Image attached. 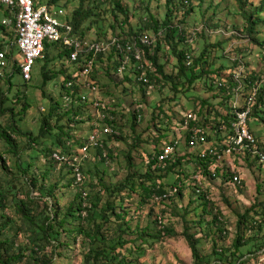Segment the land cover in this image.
<instances>
[{
	"label": "trees",
	"instance_id": "16d2710c",
	"mask_svg": "<svg viewBox=\"0 0 264 264\" xmlns=\"http://www.w3.org/2000/svg\"><path fill=\"white\" fill-rule=\"evenodd\" d=\"M34 1L39 3L37 0ZM86 1L82 0L81 8L70 16L68 15V21L74 28L75 38L83 42L88 41L87 33L84 30L86 29L85 25L95 16L92 9L84 10L82 8ZM176 1L168 0L167 13L163 17L164 15L154 11L155 0H151L152 3L149 0L150 3L145 4L147 11L145 15L139 22L133 23V18L130 16V6L123 5L121 0H114V8L110 13L115 15L118 12L124 16V21L121 23L116 16L111 28L114 31L120 28L122 32L115 33L110 41L104 40L106 37H99L98 41L91 42L112 43L116 39L120 45L124 46L125 52L128 43L137 42L145 52L146 78L149 79L150 83L140 82L143 74L140 69L141 63L132 55V66L121 77L119 69L122 66L125 53L121 54L117 47H113L109 54L100 55L97 58L94 72L90 77L92 88H97L100 95L99 88H101L100 81L103 72H108L112 82L118 86H138L144 93V97L140 105L134 106V109L129 111L132 114V122L135 123L136 130L139 126L138 123H143L146 118L145 105L149 97L146 88L153 90L155 84H163L162 77L164 76L165 80L174 82L178 94L187 93L195 90L197 82L207 76L210 78L209 81L206 79V82L208 81L209 90L213 91L214 97H212L213 99H201L203 103H199V108L194 110L198 120L193 123L192 129L203 127L210 132H216L221 131V128L226 126L227 130H231L236 118L233 100L237 89L244 85L245 91L243 93L248 97L254 87L264 78V72L255 68L256 58L264 59L262 52L255 53V48L259 51L264 48V39L261 38V28L264 26V0H261L259 4L258 0H235L238 6L235 15L243 22V26L241 30L236 26L234 30L236 34L233 38L239 39L243 44L232 45L231 43L227 47L226 44L228 43L225 42L206 44L196 53L194 51L198 37L216 35L213 33L223 28L220 25L213 27L207 24L197 31L188 33L186 29L175 22L176 13L179 11L183 14L185 17L184 25L193 13L204 7L207 0H180L178 3ZM59 2L60 0H52L48 5H42L53 10ZM100 2L101 0H98L97 3ZM15 23L14 21V28L16 27ZM125 28L128 30L126 31ZM0 30L12 40L13 34L9 33L5 27H0ZM146 35L153 39L154 44L152 46L143 45L139 40ZM14 42V46L11 47L14 50L10 49L12 44L7 48L4 45L0 46V52H6L9 61H13L14 57L20 54L16 46V33L14 34ZM54 47L59 52L58 59L64 69L66 67L72 68L74 73L83 71L84 61L76 70L69 66L72 50L65 47L63 43H46L44 59L40 62L52 63L51 50ZM9 49L10 51H8ZM167 50L173 51L176 57L178 63L176 67L180 71L178 79L168 73V66L163 57V53H166ZM221 51L224 53L223 58L228 59L231 66H224L221 58H218L217 62L220 61V67L215 66L214 68L212 63L215 62H212V59L215 58V54ZM190 57L192 58V65H189ZM12 69V74L7 73L4 78H0V82L7 85L10 93L13 89L12 81L15 75L20 76L21 74L18 61L12 64ZM50 73H52L51 70L44 71L45 82H51L58 76L65 75L64 72L51 75ZM73 74L68 77L67 82L62 87V106L60 107L52 101V107L48 112L42 110L43 117L40 120L39 137H30L31 151L26 157H23L18 144L13 141L11 135L0 126V139L7 143L10 148L9 154H14L19 159L15 175L16 180L6 184L0 180V264H30L31 262L58 264V259L63 258L64 255L63 249H71L74 244H78L80 241L81 247L85 250L84 264H134L129 259L128 252L130 245L136 243V240L127 236L138 234L140 239L149 242L145 239L146 237L160 240V236L163 235V233L152 234L153 223H149L146 228H143L142 222L137 221V228L134 226L135 219L138 217L135 215L145 212L147 208H151V219L156 217L154 206L160 209L166 208L165 211L174 207L180 217L183 216L186 223L184 237L192 250L194 264H255L260 256H264V202H258V205L247 208L245 213L237 214L238 236L231 246H224L225 240L232 232V229L228 227L227 217L219 205L212 200L211 193L207 192V194L205 188H197L192 184L191 180L193 181L194 178L189 176L190 172H187L191 166L195 165V172L198 176L215 182L217 185L221 181V185H218L221 186L220 190L223 189L228 194L231 189L229 183L234 180V175L229 172L231 168L228 167L227 161L225 162L227 168L225 170L218 169V177H214L212 169L215 161L213 159L204 160L198 151L196 152L197 156L194 157L195 160L189 156L194 152L189 148L192 133L187 132L185 150L188 149L189 152L184 154L185 151L182 150L170 162L160 164L163 148L170 144L167 138L168 134L176 131L179 124L184 121V114L187 112L176 113V117H172L163 106L159 110L155 109L154 123L160 122L163 118L165 120L166 117L168 124L157 126L156 146L153 148V152H148V155H145L142 164L138 163L137 158H135L136 153L141 154V148L137 146L134 148L135 151L131 149L126 153L127 165H121L126 168L127 177L123 182L115 184L113 181L116 177L114 178L110 174L108 168L112 166V161L121 162V158L115 157L116 154L109 149L107 140L111 139L112 142L119 143L125 139L121 137L119 132L121 122L124 121V114L119 112L118 108L111 106L105 110L96 108V94H92L91 91L89 92H91L93 101L86 97L87 102H84L83 96L86 90L80 84V80L73 78ZM68 84H73L71 90L67 89ZM124 94L126 98L128 91L125 90ZM65 96L71 100L68 105L64 103ZM42 97L49 98L46 94H43ZM14 100L18 103L25 101L20 110L27 115L31 109L27 97L20 99L18 96L6 97L4 94H1L0 115L4 116L6 113H10L14 124L11 126V132L20 134L18 112L8 108L6 111L3 110ZM263 102L264 88L258 95L257 105L252 115L253 118H259L264 122ZM205 107H211L212 110L208 109L209 112L206 113ZM99 112L105 117L104 120L100 121L101 128L99 129L107 125L120 133V136H102L100 142L104 145V149L91 147L87 157L83 158L82 151L90 146L91 136L83 142L77 136L72 135V132L77 125L94 124V121L98 120H94V118L99 115ZM214 114L216 116L212 117ZM140 117H143L142 122H140ZM112 118L115 120L111 121ZM15 120L19 129L15 126ZM251 131L253 132L252 128ZM95 132L97 130L93 126L90 134L93 135ZM225 134H228V131H221L223 137ZM253 134L255 135V133ZM213 135L209 137L210 142L215 141ZM257 140L260 148L264 151L262 141L259 138ZM44 147H46L44 152L46 160H41L40 151ZM77 148L80 149L78 152L76 151ZM90 152H94L96 156L92 160L94 163L93 171L89 167L90 162H92ZM55 155H59L67 161L60 163L54 159ZM247 157L251 159L249 156ZM0 161L3 163V168L8 171L3 156H0ZM44 161L45 163L42 164ZM78 162H80L79 168L83 177V182L80 184H77L76 169L74 168ZM259 164L264 166L260 162ZM57 169L65 174V182L63 185L56 183L48 186V180ZM188 183H191L190 187L187 186ZM60 188L71 189L75 192L73 200L65 207H61L57 198L56 193ZM259 188L257 186V192H260ZM175 189L179 190L176 197L159 201ZM190 191L193 192L192 196L187 195ZM36 195L38 196L36 197ZM188 197L193 198V200L186 205ZM224 199L230 204L231 197L229 194ZM199 211H201L200 214ZM6 213H10L11 216L6 217L4 215ZM190 216L193 217L192 220H189ZM165 220V218L158 217L155 224H159L161 228H166L164 227ZM194 230L197 231L194 232ZM167 232L171 233L172 231L167 230ZM20 236L24 237L21 245L18 242ZM206 241H210L212 245V255L209 256L204 255L201 251V246L205 245L204 242ZM248 244H251V249L247 254H244L242 250ZM49 248L54 252L52 256L47 253ZM138 250L143 251L142 248H138Z\"/></svg>",
	"mask_w": 264,
	"mask_h": 264
},
{
	"label": "rangeland",
	"instance_id": "374dc122",
	"mask_svg": "<svg viewBox=\"0 0 264 264\" xmlns=\"http://www.w3.org/2000/svg\"><path fill=\"white\" fill-rule=\"evenodd\" d=\"M40 4L48 5L52 0H37ZM123 5L130 6V16L133 18V23L135 21L139 22L142 17L145 15V4H149V0H121ZM98 0H87L83 5L84 10L92 9L95 16L92 17L88 23L85 25L84 29L86 31V36L88 41H98L99 37H106L107 41H110L113 39L115 33H121V29L117 28V31L112 30V25L114 24V19H116V16L119 18L120 22L123 23L124 16L119 14L113 15L110 12L114 8V0H101L100 3H97ZM167 2L168 0H155L154 2V11L157 12L160 15L166 16L167 11ZM177 3L180 2V0L176 1ZM261 2V0H258V4ZM144 3V6H143ZM152 3V2H151ZM82 6V0H60L56 8H54V11L64 10L67 15L73 14L76 10L81 8ZM236 7L237 3L235 0H224V2H221V0H207L204 4V7L195 13H193L187 20L186 24L183 25V21L185 20V17L181 12H177L175 16V22L177 24H180L184 29L188 31V33H191L192 31H197L198 29L203 28L207 24L209 26L216 27V25H220L222 30H218L217 32L213 33L216 35H208V36H200L197 40V46L195 48V53L198 52L200 49H202L203 46L206 44L211 45L212 43H228L226 44V47L228 45H238L243 44L242 41H240L237 38H233L235 33L236 26L238 29L241 30L243 26V22L240 21L239 17L235 15L236 13ZM184 10V9H183ZM182 11V10H181ZM134 15L135 18H134ZM13 15L6 9L5 6L0 5V27H5L9 33L13 34L12 40L9 39V37L0 30V46L4 45L6 48L7 46H10L11 50H14V34L16 33V30L13 26ZM235 27V28H234ZM89 28V29H88ZM88 29V30H87ZM127 31L128 28H125ZM216 30V29H215ZM214 30V31H215ZM211 33V32H209ZM103 34V35H102ZM223 34V35H221ZM206 35V34H203ZM261 38L264 39V26L261 28ZM12 41V42H11ZM114 41V40H113ZM10 49L8 51H10ZM171 49V47H170ZM170 53H169V52ZM257 51V52H256ZM264 54V48L259 51L257 48H255V53ZM51 54L53 56V61L50 64H47L45 62H38L36 67L34 68L32 77L33 80L31 83L26 84L22 81L19 75H15L12 84L13 89L12 92L8 91L7 85H4L5 83L0 82V100H1V94H4L6 97H16L18 96L20 99H23L24 97H27L28 103L31 106L30 111H28L27 115L23 114L20 109L25 104V101L18 103L16 100L13 101V103L8 104L4 107L3 110L13 109L15 112L17 111V118H18V125L20 130V134L16 132V134L11 132V126L13 124V120H11V114L6 113V115H0V126L11 135L13 141L16 142L19 146V150L23 157L27 154H29L30 150V137H39L40 134V120L43 117L42 110L49 111L52 107V101L53 103H56L58 106H62V99H61V93H62V87L67 82V79L69 76H71L74 73V70L72 68L66 67L65 69L61 66V62L58 59V50L56 47L52 48ZM223 51L215 54V58L212 59L213 67L215 66L220 67V61L217 59L221 58L222 64L226 67L231 66V62L228 59L223 58ZM163 57L166 60L168 66V73L169 75H173L174 78H177L180 74V71L177 69L176 65L177 60L175 55L173 54V51L167 50L166 53H163ZM236 57V56H232ZM169 58V59H168ZM16 61L21 62L20 54L16 55L14 57V60H10V70L8 74L13 73L12 64ZM216 64V65H215ZM255 68L260 71L264 72V59H257L255 60ZM45 70H51V74H55L57 72H64L65 75L58 76L55 80L51 82H45L44 80V71ZM101 84H100V95L98 94V99L101 102L102 110L103 108H107L109 106L118 108V111L124 114V121L121 122V126L119 128V132L121 133V137L125 138L122 142H112L111 139H108L109 143V149L113 151L116 154V158L120 157L121 162L119 161H112V166L109 169L110 174L115 178L114 183H121L123 182L127 177L126 168L123 167L121 164L127 165V162L125 161V155L128 153L131 149L135 151V147L141 148L140 152L141 154L138 155L135 154L136 161L140 164L143 163L145 160V155H148V152H153V148L156 146L155 143V136L158 134L157 132V126H164L167 125L168 122L164 118L158 122L154 123L155 121V109H158L163 106L165 108V111L170 113L172 117H176V113H182V112H189L194 111L195 109H198V104L203 103V99H208L214 97L213 91L211 92L209 90L207 82L209 81V78H204L201 81H198L196 84V89L193 91H189L187 93H180L178 94V91L175 90V84L174 82H170L165 80V77L161 76L163 78V84L159 85L158 83L155 84V87L153 90H149L146 88V91H148L149 97L148 101L145 105L146 112H145V121L143 123H138V128L135 130V123H133L132 114L129 113L132 109H134V106L140 105L142 102L141 100L144 97V93L139 89L136 85H126V87H121V85H117L115 82H112L110 79V75H108V72H103L101 74ZM178 79V78H177ZM206 79L208 81L206 82ZM178 83L180 81H177ZM125 90L128 91V95L125 98ZM99 93V91H98ZM43 94H46L47 99L43 98ZM84 96L89 98V100L93 101V97L91 95V92L85 91ZM202 99V100H201ZM178 100V101H177ZM173 101V102H172ZM211 102V100H208ZM179 102V103H178ZM212 105V104H209ZM8 108V109H7ZM19 108V109H18ZM18 109V110H17ZM208 109H211V107H205L204 110H206V113L209 112ZM137 108L135 109V111ZM215 110V109H214ZM213 110V113H214ZM216 112V111H215ZM103 115L102 113L97 115L95 119H98ZM216 114H214L212 117H215ZM122 118V119H123ZM177 119V118H174ZM17 120V119H16ZM15 120V123H16ZM258 121V122H257ZM256 123V124H255ZM100 120H95L94 124L92 125H77V127L72 132V135L77 136L79 140H82L83 142L88 139V137L91 136V128L94 126V128L99 131ZM18 125L16 123V127L18 128ZM18 128V129H19ZM251 128L253 130V133H255V136L259 138L264 147V122L261 121L259 118H253V121L251 123ZM212 134V133H211ZM168 141L173 142L176 140V134L173 132H170L167 136ZM81 141V142H82ZM186 145L184 144L181 148V150L188 153L189 150H185ZM37 149V148H35ZM46 147H44L40 153H41V160H46V154H44ZM77 148V152H78ZM10 148L8 147L7 143L0 139V156H3V158L6 160V167L8 169L5 170L3 168V163L0 161V180L6 184L8 182H12L15 179V175L17 173V165L19 163L18 157L14 156V154H9ZM16 153V152H15ZM24 153V154H23ZM4 154V155H2ZM20 154V155H21ZM194 159V157L197 156V153L194 152L193 154L189 155ZM35 157L37 155L35 154ZM84 158V157H83ZM96 158L94 152H90V160H94ZM195 160V159H194ZM229 162H234L237 166V171L242 176V184L237 185V187H234L233 189H230V193H228L231 197L230 204L224 199V197H227V193L222 189L220 190L221 181H219V184L217 185L215 182H211L210 180L203 179L202 176H198L195 172L196 166H191L189 171V176H193V181L191 180L192 184H194L195 187H203L206 190V193H211V198L216 204L219 205V208L221 211L226 215L227 217V223L228 227L232 229V232H230V235L228 236L227 240L224 242V246H231L235 240L237 235V227H236V220H237V214L238 213H245L246 209L251 207L252 205H258V202H264V166H261L257 159H249L248 157H244L243 159H228ZM45 161L42 163L44 164ZM89 167L91 170H94V163L93 161L90 162ZM41 164V166H42ZM36 167V166H34ZM188 167V166H186ZM36 174L37 171H36ZM65 178V174L61 173L59 169H57L53 174L52 177H50V180H48L47 185H54L56 183H63ZM16 180V179H15ZM223 183V182H222ZM191 183H188L187 186L190 187ZM257 186L260 188V192H257ZM217 188V189H216ZM61 189V190H60ZM59 191H57V198L59 200V203L61 207H65L68 203H70L74 196L75 192L74 190H64L63 188H60ZM207 193V194H208ZM192 191H190L187 195L192 196ZM38 195H36L37 197ZM22 199V198H21ZM193 200V198H187L186 199V205L190 203V201ZM260 205V204H259ZM156 208V217L151 219V208L145 209V212H141L135 219L134 226L137 228V221L142 222V227L146 228L149 223H153L152 225V234L158 235V233H163V235L160 236V240L153 239V238H145L149 242H145L142 238H139L138 234H134L132 236H127L130 239L136 240V243L130 245V250L128 252L129 259L134 264H194V260L192 257V250L186 241L184 237V233L186 231V223L183 219V216L180 217L178 212H176V208L172 207L169 211H165L166 208L160 209ZM201 211H199V214ZM6 217H10V213L4 214ZM165 218L166 224L164 227L161 228L159 224H155L156 218ZM225 217V218H226ZM192 216L189 217V220H192ZM167 230H171L172 232L169 233ZM197 230H194L196 232ZM24 237L20 236L18 239V242L20 245L23 243ZM205 245L201 246V251L204 253V255L209 256L212 255V245L210 241L204 242ZM138 248H142L143 251L138 250ZM251 249V244H248L245 246V248L242 250L244 254H247L248 251ZM84 248L81 247V241L78 244H74L73 248L71 249H63V258L58 259V264H84ZM47 253L49 256H52L54 254L53 250L49 248L47 250ZM30 264H36L34 262H31Z\"/></svg>",
	"mask_w": 264,
	"mask_h": 264
},
{
	"label": "built area",
	"instance_id": "2783aa9c",
	"mask_svg": "<svg viewBox=\"0 0 264 264\" xmlns=\"http://www.w3.org/2000/svg\"><path fill=\"white\" fill-rule=\"evenodd\" d=\"M0 5L5 6L9 10L14 17L13 22H16V46L20 51L21 57V62L18 61L21 70L20 76L25 83H30L32 81L34 68L38 62L44 59L46 43H63L65 47L72 50L69 66H72L75 70L79 68L81 65L80 63L84 61L83 71L75 72L73 78L80 80V84L85 90L91 91L92 94H96V108L101 109L103 106L98 99V89L92 88L90 77L94 72L97 58L100 55L109 54L113 47H117L121 54L125 53V58L119 69L121 77L124 76L128 68L132 66V55V57H135V59L141 63L140 69L143 71V74L140 78V82L144 81L146 84L150 83L149 79L146 78L147 66L144 63L145 52L139 47L137 42H133L132 44L128 43L126 52L124 51V46L120 45L116 39L112 41V43L83 42L75 38L74 28L68 21V15L64 10L54 11L48 6L36 3L34 0H0ZM139 40H141L143 45L152 46L154 44L153 39L149 35ZM192 63V58L190 57L189 65H192ZM9 68L10 64L7 53L0 52V78L5 77L10 70ZM240 77H238V79H240ZM72 88L73 84H68L67 89L71 90ZM262 88H264V78L254 87L248 97L243 93L245 91L244 85H241V87L237 89L235 99L233 100V108L236 115L235 122L231 130H227L226 126L221 128V131H228V134H225L224 137L221 135V131L210 132L203 127L192 129L193 123L198 120V116L194 111L185 113L184 121L179 124V127L174 132L176 134V140L170 142V144H167L163 148L162 154L160 155V164L168 163L172 158L180 154L182 152L181 148L186 142V133H192L189 148L193 152L198 151L199 155L204 160L213 159L215 161L212 169L214 177H218V169L225 170L227 168L225 166V162L227 161L228 167L231 168L229 172L234 175V180L229 183L230 187L233 189L237 187V185H241L243 178L237 171V166L235 167L236 164L232 161L229 162L228 159L239 158L241 160L245 156H249L252 160L257 159L260 163L264 164V151L260 148L257 137L250 128V124L253 120L252 115L254 114L258 95ZM70 101L69 97H64L65 104L68 105ZM83 101L87 102L86 96H83ZM262 105L264 108V102ZM103 109L105 110L106 108L104 107ZM98 114L101 113L99 112ZM104 119L105 117L103 115L98 117L100 121ZM114 120L115 118L111 119V121ZM142 120L143 117H140V122H142ZM115 135L120 136V133H117L112 127H108L107 125L99 129L98 132L91 135L90 146L84 148L82 151L83 157H87L91 147L95 149H104V145L100 142L102 136ZM210 135L215 137L214 142L209 141ZM223 138L224 140H222ZM54 159L60 163L67 161L59 155H55ZM80 162L74 166L76 169L77 184L83 182V177L79 168ZM178 194L179 190L175 189L163 199H159V201L169 200L176 197ZM262 263H264V256H260L255 264Z\"/></svg>",
	"mask_w": 264,
	"mask_h": 264
}]
</instances>
